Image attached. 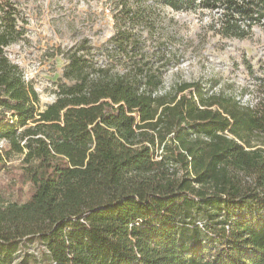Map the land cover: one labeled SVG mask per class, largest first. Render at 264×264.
Here are the masks:
<instances>
[{
  "label": "trees",
  "instance_id": "obj_1",
  "mask_svg": "<svg viewBox=\"0 0 264 264\" xmlns=\"http://www.w3.org/2000/svg\"><path fill=\"white\" fill-rule=\"evenodd\" d=\"M108 2L116 30L98 51L126 68L100 63L86 38L58 49L62 76L41 110L6 54L27 20L0 0V108L11 114L0 117V165L22 157L19 201L0 200V264H37L21 251L34 242L48 264H264V78L249 103L213 82L163 91L171 57L149 53L136 30H151L155 8ZM155 2L220 12L224 36L264 32V0Z\"/></svg>",
  "mask_w": 264,
  "mask_h": 264
},
{
  "label": "rangeland",
  "instance_id": "obj_2",
  "mask_svg": "<svg viewBox=\"0 0 264 264\" xmlns=\"http://www.w3.org/2000/svg\"><path fill=\"white\" fill-rule=\"evenodd\" d=\"M16 2L27 20V34L25 40L6 49V54L22 69L25 82L38 93L41 110L54 102L56 82L62 76L65 61L55 55L58 49L69 48L86 38L96 49V60L108 63L113 72L121 73L126 68L124 60L115 57V52L110 51L108 59L98 51L108 45L116 30L117 12L108 0ZM148 3L156 10L151 30H136L146 40L145 49L149 53L161 47L171 57L161 69L163 91L184 82H213L217 84L215 93L234 97L243 94L244 103L254 101L256 79L264 78V32L258 26H253L244 38L228 37L220 31V12L202 8L175 12L155 0ZM152 61L157 68L159 64L154 58ZM21 159L19 155H11L0 165V200L5 204L19 201L14 192L21 185L18 181ZM21 251L35 255L37 264H48L43 257L45 249L38 242Z\"/></svg>",
  "mask_w": 264,
  "mask_h": 264
},
{
  "label": "built area",
  "instance_id": "obj_3",
  "mask_svg": "<svg viewBox=\"0 0 264 264\" xmlns=\"http://www.w3.org/2000/svg\"><path fill=\"white\" fill-rule=\"evenodd\" d=\"M25 80V79H24ZM6 115L7 118L11 117L10 113H5L3 112V110L0 108V117ZM14 121V119L10 120V123H12ZM7 145V142L3 139H0V155H2V151L5 149Z\"/></svg>",
  "mask_w": 264,
  "mask_h": 264
}]
</instances>
